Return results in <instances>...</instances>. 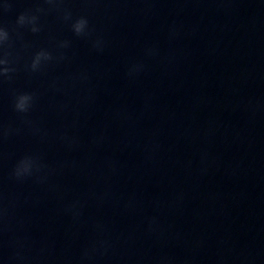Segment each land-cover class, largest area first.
Wrapping results in <instances>:
<instances>
[{
	"label": "water",
	"instance_id": "1",
	"mask_svg": "<svg viewBox=\"0 0 264 264\" xmlns=\"http://www.w3.org/2000/svg\"><path fill=\"white\" fill-rule=\"evenodd\" d=\"M0 25V264H264V0H3Z\"/></svg>",
	"mask_w": 264,
	"mask_h": 264
},
{
	"label": "clouds",
	"instance_id": "2",
	"mask_svg": "<svg viewBox=\"0 0 264 264\" xmlns=\"http://www.w3.org/2000/svg\"><path fill=\"white\" fill-rule=\"evenodd\" d=\"M3 3V0H0V4ZM71 18V12L65 11L64 19L68 20ZM37 16L35 14H26L21 12L18 14L16 18V23L19 25H27L30 27L32 32L39 31V25L36 22ZM71 30L76 35H87L88 33V19L81 15L71 19L70 24ZM9 39V32L8 30L0 25V46H2L7 40ZM69 41L61 40L58 42L59 47H67ZM102 40L96 39L93 41V46L96 48L102 47ZM152 51L151 49L149 50ZM53 59V54L47 48H39L37 49L31 57L29 68L32 71H37L41 68V66ZM141 65H133L129 71H137ZM13 71V69L9 66V61L6 58V54L0 53V77L5 76L9 72ZM33 103V94L28 91H21L15 94L13 99V107L21 113L27 112ZM41 167L38 159L35 156L25 155L22 156L20 159L17 160L16 164L14 165L12 175L16 178H23L25 176H31L34 170H38Z\"/></svg>",
	"mask_w": 264,
	"mask_h": 264
}]
</instances>
